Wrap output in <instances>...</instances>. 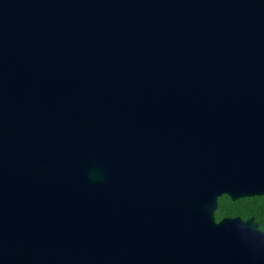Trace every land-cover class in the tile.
I'll return each instance as SVG.
<instances>
[{"label":"water","instance_id":"obj_1","mask_svg":"<svg viewBox=\"0 0 264 264\" xmlns=\"http://www.w3.org/2000/svg\"><path fill=\"white\" fill-rule=\"evenodd\" d=\"M264 0H0V264H264Z\"/></svg>","mask_w":264,"mask_h":264},{"label":"trees","instance_id":"obj_2","mask_svg":"<svg viewBox=\"0 0 264 264\" xmlns=\"http://www.w3.org/2000/svg\"><path fill=\"white\" fill-rule=\"evenodd\" d=\"M219 221L224 217L240 216L243 219L254 217L260 230L264 231V195L232 200L228 195L219 198L215 213Z\"/></svg>","mask_w":264,"mask_h":264}]
</instances>
